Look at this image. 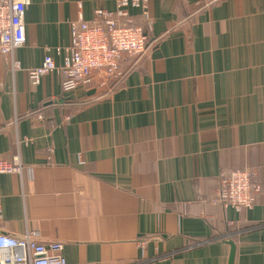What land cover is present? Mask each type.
<instances>
[{"label":"crops","instance_id":"0c3cea01","mask_svg":"<svg viewBox=\"0 0 264 264\" xmlns=\"http://www.w3.org/2000/svg\"><path fill=\"white\" fill-rule=\"evenodd\" d=\"M116 0H30L21 68L0 52L2 228L62 242L68 264H264V0H147L129 9L153 43L124 56L113 92L62 88L29 69L71 21ZM39 114V115H38ZM41 116V118L39 117ZM255 169V205L216 201L221 177Z\"/></svg>","mask_w":264,"mask_h":264},{"label":"built area","instance_id":"2783aa9c","mask_svg":"<svg viewBox=\"0 0 264 264\" xmlns=\"http://www.w3.org/2000/svg\"><path fill=\"white\" fill-rule=\"evenodd\" d=\"M116 2L114 11L98 9L92 20L81 16L71 21L69 41L56 49L63 55L62 63L58 65L47 53L41 66L29 69L30 80L37 83L43 75L59 70L64 91L79 85H96L105 95L113 92L117 81L125 75L123 57H133L137 65L153 43L143 27L133 22L129 12L131 7H140L146 15L147 0ZM29 3L30 0H0V52L11 57L13 71L21 68L15 53L27 42L25 13ZM23 170L18 159L13 162L0 159V175H21ZM256 176L257 170L249 168L224 174L215 200L237 210L252 208L262 189ZM1 223L0 203V264H68L62 242H40L33 231L14 236L4 231Z\"/></svg>","mask_w":264,"mask_h":264},{"label":"water","instance_id":"95a60500","mask_svg":"<svg viewBox=\"0 0 264 264\" xmlns=\"http://www.w3.org/2000/svg\"><path fill=\"white\" fill-rule=\"evenodd\" d=\"M229 243L231 245L230 255H229V264H234L235 254H236V245L232 241H230Z\"/></svg>","mask_w":264,"mask_h":264},{"label":"trees","instance_id":"16d2710c","mask_svg":"<svg viewBox=\"0 0 264 264\" xmlns=\"http://www.w3.org/2000/svg\"><path fill=\"white\" fill-rule=\"evenodd\" d=\"M145 33H146V32H145ZM148 37H149V41H151V40H152V37H151L150 35H148ZM128 69H130V67L127 68V69H124V72L126 73V72L128 71Z\"/></svg>","mask_w":264,"mask_h":264}]
</instances>
